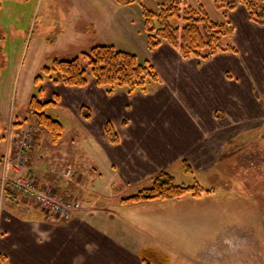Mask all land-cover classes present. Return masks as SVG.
Listing matches in <instances>:
<instances>
[{
	"label": "crops",
	"instance_id": "0c3cea01",
	"mask_svg": "<svg viewBox=\"0 0 264 264\" xmlns=\"http://www.w3.org/2000/svg\"><path fill=\"white\" fill-rule=\"evenodd\" d=\"M130 11L126 15L131 30L117 43L119 47L113 42L103 44L133 52L140 61L149 60L160 82L146 91L129 93L126 88H117L111 94L92 76L84 87L53 86L48 82L51 94L57 98L55 103L59 102L75 118L70 139L74 141L76 133L77 141L82 137L87 145L77 148L75 155L68 149L58 167L48 163L49 171L39 172V158L46 162L45 155L40 154L44 152L43 145L45 150L50 145L47 133L43 134V143L35 153L31 152V163L25 172L35 174L41 186L53 183L59 193L80 198L82 209L74 217L58 221L33 200H27L30 198L20 199L4 191L3 158L7 150L11 154L14 150L12 140L7 139L6 151L2 147L0 155V254L8 264H147L142 256L144 250L157 252V248L152 244L133 246L127 238L137 227L145 231V224L139 227L138 210L152 201L121 200L150 186L160 171L170 172L179 164L183 168L184 160L191 165V172L216 170L217 176L227 175V168L242 152L238 141L243 143L245 135L254 129L256 139L264 140V132L259 133V127L264 125V24L251 21L246 8L238 5L228 12L237 52H222L200 60L183 58L167 42L149 48L143 16ZM132 12L138 14L136 23ZM101 38L97 34L83 47L100 44ZM85 107L89 108V116L82 113ZM107 122L118 133L116 143L107 138ZM36 144L35 139V147ZM37 150L40 153L35 158ZM71 166L74 175L67 177L65 171ZM11 173L8 165L6 174ZM88 184L90 191L83 189ZM188 194L152 200H202L208 195ZM92 200L98 204H92ZM153 239L156 242V237Z\"/></svg>",
	"mask_w": 264,
	"mask_h": 264
},
{
	"label": "rangeland",
	"instance_id": "374dc122",
	"mask_svg": "<svg viewBox=\"0 0 264 264\" xmlns=\"http://www.w3.org/2000/svg\"><path fill=\"white\" fill-rule=\"evenodd\" d=\"M142 1L146 7L157 11L164 0ZM192 2L195 4L196 0ZM201 2L214 21L226 19L223 9L216 4L224 0ZM133 4L121 5L116 0L0 1V155L3 149L6 151L5 136L8 132L14 134L15 122L23 119L30 123L21 128L36 134L39 149L46 132L40 127L41 131L38 130L31 101L34 97L41 101H56L48 82L53 86L63 85L54 82L53 79L58 78L56 72H47L45 67L51 68L56 59L74 58L90 50L91 46L84 48L83 44L97 34L102 37L100 44L113 42L119 47L117 43L124 40L128 29L131 30L126 14L131 10L138 11L140 17L142 15L140 4ZM136 15L135 12L131 14L134 23ZM233 31L224 42L233 43ZM62 106L58 102L48 104L44 109L62 122L64 137L63 141L55 143L47 133L50 145L46 150L43 145L44 152L40 154L45 155L46 162L39 158L36 164L39 172H48V163L56 167L68 149L75 155L77 148L87 145L82 137L77 141L76 133L75 140L70 139L75 118ZM259 128V133L264 132V125ZM254 130L245 135L243 143L237 142L238 148L243 146L242 152L227 168V175L217 176L216 170L188 173L180 164L170 171L177 184L198 182L208 189L204 199H150L152 202L146 207H140L139 227L145 224V231L137 227L127 240L133 246L152 244L157 248L160 258H156V262L150 255L146 256L150 264H264V140L256 139L257 130ZM262 137L264 139L263 134ZM10 139L17 141L12 136ZM75 157L85 162L83 157ZM89 163H92L90 159ZM55 186L49 187L55 190ZM83 189L90 191L89 184ZM20 199L25 198L21 196ZM94 203L96 205L97 201L92 200ZM3 264H8L7 258Z\"/></svg>",
	"mask_w": 264,
	"mask_h": 264
},
{
	"label": "trees",
	"instance_id": "16d2710c",
	"mask_svg": "<svg viewBox=\"0 0 264 264\" xmlns=\"http://www.w3.org/2000/svg\"><path fill=\"white\" fill-rule=\"evenodd\" d=\"M116 1L121 5H131L135 2L140 4L149 48L167 42L183 58L208 60L222 52H237L236 46L231 42L227 43V40L224 42V38H228L229 33L234 30L228 12L238 5L246 8L251 21L264 24V0H230L221 4L216 2L226 16L222 21H214L201 0H196L195 4L192 0H164L157 11L146 7L142 0ZM45 70L56 72L58 78L53 79L54 82H61L71 87L88 85L92 76L95 82L109 94L117 88H126L129 93L146 91L150 85L160 82L159 73L152 62L140 61L135 53L118 49L113 44H97L74 58L56 59L53 66L45 67ZM52 103L55 101L50 99L41 101L34 97L31 101V110L37 125L49 133L51 140L57 143L61 140L64 126L59 119L44 112L45 107ZM82 113L89 116V108H83ZM104 130L110 142H118V133L111 122L105 123ZM182 164L186 172L192 171L191 165L186 160ZM204 192L209 190L198 182L191 185L177 184L171 172L162 170L153 177L150 186L138 190L121 201L134 203L150 199H175L188 193L198 197ZM9 193L14 194L10 190ZM147 255H150L153 261L160 258L153 249H145L142 256L147 264H150ZM161 257L166 259L165 256ZM5 259L6 257L0 254V264H3Z\"/></svg>",
	"mask_w": 264,
	"mask_h": 264
},
{
	"label": "built area",
	"instance_id": "2783aa9c",
	"mask_svg": "<svg viewBox=\"0 0 264 264\" xmlns=\"http://www.w3.org/2000/svg\"><path fill=\"white\" fill-rule=\"evenodd\" d=\"M30 141L31 130L22 131L17 141L19 153L12 160L15 164L14 169L18 172L21 171V167L26 161V155L23 150L29 148ZM10 185L13 190L33 196L43 207L61 218H70L74 212L80 209V203L78 201H70L65 197H58L51 187L38 189L33 179L26 178L20 174L11 179Z\"/></svg>",
	"mask_w": 264,
	"mask_h": 264
}]
</instances>
